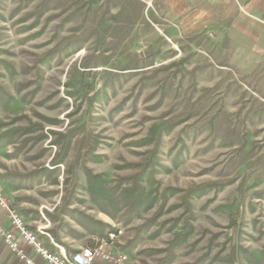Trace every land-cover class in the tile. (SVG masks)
Returning <instances> with one entry per match:
<instances>
[{"label":"rangeland","instance_id":"1","mask_svg":"<svg viewBox=\"0 0 264 264\" xmlns=\"http://www.w3.org/2000/svg\"><path fill=\"white\" fill-rule=\"evenodd\" d=\"M167 18L0 0V185L52 247L264 264V54Z\"/></svg>","mask_w":264,"mask_h":264},{"label":"crops","instance_id":"2","mask_svg":"<svg viewBox=\"0 0 264 264\" xmlns=\"http://www.w3.org/2000/svg\"><path fill=\"white\" fill-rule=\"evenodd\" d=\"M146 4L157 15L168 17L167 23L177 33L209 32L212 40L240 49V54L248 48L264 54V0H146ZM0 219L11 229L1 210ZM0 244L5 248L1 239ZM46 246L54 249L50 243ZM11 257L4 261L2 254L0 264H23L13 254Z\"/></svg>","mask_w":264,"mask_h":264},{"label":"built area","instance_id":"3","mask_svg":"<svg viewBox=\"0 0 264 264\" xmlns=\"http://www.w3.org/2000/svg\"><path fill=\"white\" fill-rule=\"evenodd\" d=\"M0 210L5 212L11 225V229H8L0 220V239L5 248L23 264H127L128 262L127 254L115 253L106 244L84 247L76 251H67L60 245L50 249L38 236V232L28 227L23 216L4 194L1 185Z\"/></svg>","mask_w":264,"mask_h":264},{"label":"trees","instance_id":"4","mask_svg":"<svg viewBox=\"0 0 264 264\" xmlns=\"http://www.w3.org/2000/svg\"><path fill=\"white\" fill-rule=\"evenodd\" d=\"M96 245L95 244H93V245H91V246H87V247H95Z\"/></svg>","mask_w":264,"mask_h":264}]
</instances>
